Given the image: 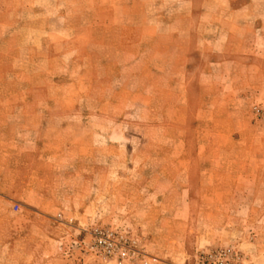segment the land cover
Instances as JSON below:
<instances>
[{
  "label": "rangeland",
  "instance_id": "rangeland-1",
  "mask_svg": "<svg viewBox=\"0 0 264 264\" xmlns=\"http://www.w3.org/2000/svg\"><path fill=\"white\" fill-rule=\"evenodd\" d=\"M152 3L163 16L43 15L0 0V189H11L0 191V264H117L93 249L96 228L138 251L123 264H209L226 248L235 264H264L248 249L264 237V80L197 78L198 26L244 23L229 13L245 0ZM205 8L208 21L178 14ZM255 9L263 23L264 0ZM63 52L72 60L47 63ZM145 61L165 73H144ZM217 88L229 95L219 114L253 121L247 142L213 122ZM36 193L49 206L29 207Z\"/></svg>",
  "mask_w": 264,
  "mask_h": 264
},
{
  "label": "crops",
  "instance_id": "crops-1",
  "mask_svg": "<svg viewBox=\"0 0 264 264\" xmlns=\"http://www.w3.org/2000/svg\"><path fill=\"white\" fill-rule=\"evenodd\" d=\"M152 1L154 0H31V10L35 14L57 16H82L87 14H92L94 16H129L135 14H146L149 16L154 15L157 17L163 16L164 12L161 11L159 6H154L156 4H153ZM149 2L150 4H148ZM54 3L56 6L54 5ZM47 4H50V8L45 7ZM178 14H189L191 16L200 15L203 20L207 21L210 20L209 18L211 16L210 10L208 8L200 11L191 9L190 12ZM229 15H237L245 18L243 19L244 23L233 27L227 24H221L220 31L217 30L216 34L211 33L209 35L207 33L208 30H206V28H208V25L206 23H202L198 26L197 33L199 34V38L197 39L198 41H201V43H199V46H201V48L204 50L203 55H206L207 58H205V60L200 63L198 62V67H200L201 71L199 72L197 78H200L202 80L224 81L264 80V71L262 69L264 64V53L261 52L264 48V21L262 23L259 19L261 15L255 9V0H245V4H242L240 7L233 9L229 13ZM129 25L130 23L120 24L121 27H127ZM218 32H220V34H218ZM64 53L65 52L59 54L58 56L47 57V63L60 64L72 60L69 55ZM135 59L143 60V57L139 58L137 56ZM133 60L125 63V68H123V71L128 72L129 68L132 67V64L134 63ZM113 64H115L114 61L108 62V65H110V67ZM110 67L109 75H112L114 74V72H110ZM156 69L151 67L148 62H144V73H165V68L163 67H157ZM181 72L182 73L179 74H182L184 77L189 78L190 71L185 70ZM175 73L178 72L175 71ZM211 84L212 83H210V85ZM237 91L239 92L237 94V97H239V99L247 97V94L240 93L241 90L239 88ZM256 91L261 92V97H264V85L259 84V86H257L256 88ZM174 95H176V93H174L173 96ZM222 96L227 98L229 95L225 94L219 88H217L216 93L212 94L210 108L212 109L213 113H215L212 118L213 122L218 123L219 125L221 121H225L229 124V127H231V129H227V131L224 132L227 136L228 142H239L243 139L245 142H247L249 140V137H247V130L250 129L253 121L249 119L250 117L241 112H239V114H228L229 111L225 110L224 115L219 114V98ZM173 108L175 111L181 110V106H179L178 104H174ZM19 110H21V108ZM207 110L208 107H204L201 111L206 112ZM262 122L264 121L262 120L260 121V123L256 121V125H262ZM260 142L263 144L264 138H262ZM2 173L4 172H0V177ZM163 174L166 173L163 172ZM261 174L262 173L259 171L256 172L255 177H257V180H259L258 177ZM263 185L264 184L260 179L259 184H257V190L262 191ZM176 189H178V187ZM243 189L246 190V188L241 187L239 188V191L242 192ZM10 190L11 189L7 190L6 188L0 189V191L4 194H9ZM27 204L29 207H46V205L49 206L48 201L44 198H40L38 193L28 197ZM149 206L150 208L155 207V205L152 204ZM250 206L252 207L253 204L251 203ZM175 214L176 209L174 210V218H177L179 215ZM259 218H261V216ZM261 234L262 233H256V235L252 236L253 240H250L249 242L253 241V244H248V249L252 248L253 250H255V255L264 256V237Z\"/></svg>",
  "mask_w": 264,
  "mask_h": 264
},
{
  "label": "built area",
  "instance_id": "built-area-1",
  "mask_svg": "<svg viewBox=\"0 0 264 264\" xmlns=\"http://www.w3.org/2000/svg\"><path fill=\"white\" fill-rule=\"evenodd\" d=\"M93 237V249L106 261L123 264L138 255V251L128 243L124 235H118L109 229L96 228ZM238 256L231 248L222 249L214 255L213 263L209 264H235Z\"/></svg>",
  "mask_w": 264,
  "mask_h": 264
}]
</instances>
